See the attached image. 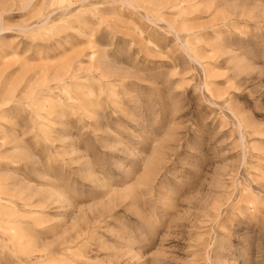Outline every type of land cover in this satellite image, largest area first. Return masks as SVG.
Returning <instances> with one entry per match:
<instances>
[{"label":"rangeland","instance_id":"1","mask_svg":"<svg viewBox=\"0 0 264 264\" xmlns=\"http://www.w3.org/2000/svg\"><path fill=\"white\" fill-rule=\"evenodd\" d=\"M0 264H264V0H0Z\"/></svg>","mask_w":264,"mask_h":264}]
</instances>
